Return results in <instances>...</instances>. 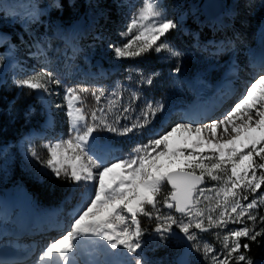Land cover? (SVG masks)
<instances>
[{
    "label": "snow or ice",
    "instance_id": "obj_1",
    "mask_svg": "<svg viewBox=\"0 0 264 264\" xmlns=\"http://www.w3.org/2000/svg\"><path fill=\"white\" fill-rule=\"evenodd\" d=\"M157 5L158 0H144L143 7L126 25L127 30L119 33L122 39L131 38L119 46L109 44L116 59L142 57L165 50L172 57L180 55L166 40L161 41V37L177 28V22L164 17ZM55 6L59 7V4ZM134 30L135 35H132ZM174 70L179 72L180 68ZM145 82L152 84V76ZM14 84L21 90L27 89L29 95L39 93L43 96L50 93L51 84L60 85L61 80L55 79L52 72L38 71L14 80ZM86 92L87 88L64 89L69 123L67 139L60 138L46 146V159H41L36 151L30 154L36 163L37 179L47 176L66 180L77 187L86 185L83 203L70 223V230L49 242L36 264H76L80 242L92 238H98L96 243L102 244L105 250L110 248L121 254H136L131 257L134 264H148L136 258L142 255L140 250L148 243L142 239L144 230L139 217L153 218V212L148 208L157 209L165 183L171 185L172 191L163 198V207L174 209L187 218L185 221L177 220L173 215H161L159 209L155 213L156 225L152 232L157 246L167 247V242L173 240L183 249L171 264H190L187 256L193 249L206 261L210 259L211 264H254L239 252L241 248L250 247L249 243L241 244L240 238L257 242L259 237H264V228L259 231L248 226L235 228L223 237L222 251L214 250L208 243L201 245L196 230L204 234L213 228H226L229 224L244 225L245 220L255 223L259 219L264 223V215L253 214V210L264 204V195L257 191L264 184V62L260 72L245 86L239 102L221 119L196 123L195 126L193 123H177L163 135L156 133L157 138L136 145L126 158L114 154L117 149L112 147L113 139L140 134L163 111V105L148 101L135 122L120 126L121 117L129 108H123L122 113L114 115L111 120L104 108L92 109L89 115L83 107L81 95ZM104 95L102 89L99 94L92 92L97 103ZM108 111L111 112L112 108L109 107ZM123 118L127 119L126 116ZM178 130L190 134L185 140L186 147L169 149V138ZM102 133L111 134V137L106 138ZM225 135L230 138L222 139ZM202 146L209 147L207 154L198 151ZM162 156L181 157L182 167L175 171L164 170L165 166L159 160ZM172 162L169 160V164ZM117 169L120 171L114 172ZM258 169L261 170L259 176ZM205 180L218 181L220 186L205 189L201 187ZM206 191L215 192V197L205 195ZM245 193L254 194L256 198L249 201ZM201 197L205 201L216 199L215 207L208 209L209 212L220 209L216 218L210 214L205 216V209L199 207ZM158 264H164V261Z\"/></svg>",
    "mask_w": 264,
    "mask_h": 264
},
{
    "label": "rangeland",
    "instance_id": "obj_2",
    "mask_svg": "<svg viewBox=\"0 0 264 264\" xmlns=\"http://www.w3.org/2000/svg\"><path fill=\"white\" fill-rule=\"evenodd\" d=\"M204 1L158 0L157 7L162 15L177 22V28L171 30L165 37H161V41L166 40L180 55L172 57L166 50L161 53L153 51L157 61L150 64L147 60L141 61L145 59V55L116 59L113 51L109 49L110 43L119 46L131 38L129 36L122 39L119 33L127 30L126 25L143 7L144 0H85L88 6L85 15H77L70 20L62 16L63 12L55 14L57 8L55 5L59 4L58 0H0L1 26L14 27L19 22L27 28L29 34L26 41L15 44L18 63L14 64L10 63L11 56L9 54L12 51V43L8 39H4L7 37L6 32L0 30V38L2 37L0 65H6L4 70L6 74L3 72L0 75V88L6 91L16 88L19 90L14 84V80L38 71L52 72L55 79L61 80L60 85L51 84L49 86V94L41 96L39 93H33L40 99V103L50 105L45 108L46 110L43 107L44 111L51 113L49 115L44 112L45 120L40 130L44 136L28 138L33 134V130L30 129L23 131L17 140L8 141L0 146V197L9 190L11 173L15 165L20 169L19 171L23 172L24 176H37V167L30 155L31 152L36 151L41 159H46V146L55 143L60 138L67 139L69 123L66 119V101L63 98L66 87L88 89V92L81 95L84 100L83 107L89 115L92 109L104 108L111 120L114 115H120L123 108H129V111L121 117L120 126L131 125L135 122L136 118L141 115V109L148 101H152L154 104L159 102L163 105V111L159 112L152 123L140 134H129L124 138L113 139L112 145L117 149L114 154L120 158L128 157L136 145H143L148 140L157 138L156 133L163 135L177 123H193L195 126L196 123H211L210 121L213 119H221L242 97L244 88L250 79L261 70V65L256 63L257 56L252 51L260 48L257 38L259 31L264 26V0H222L225 7L230 6V13H225L224 10L214 17L208 16L207 10L203 8ZM209 5V9L215 12L214 5ZM109 9L116 10V15H112ZM203 24L213 29L214 27L218 28L217 33L220 37L211 36L201 41L198 30ZM69 31L72 33V39L76 38L74 35L78 32L81 35L75 39V43H72L70 50H68L67 44L58 48L62 44L60 36L67 38ZM135 31L132 35H135ZM233 64H235L236 71L241 68L237 77V82L241 83L234 89L236 97L224 99L222 109L219 108L215 116L208 115L202 122L188 120V117L191 116L190 109L197 99L198 88L208 86L211 91L215 89V86L224 80L226 72ZM93 66L96 67L97 72L91 70ZM176 67L180 68L179 72L174 70ZM96 73L102 74L96 75ZM153 73L157 75L153 76ZM110 74L112 76L107 77ZM149 76L153 78L152 84L145 82ZM213 78L217 80L214 83L212 82ZM194 80H199L201 84H193ZM101 89L105 95L97 103L92 92L96 91L99 94ZM20 91L19 95L21 93L28 95L27 89H20ZM229 91L225 89L220 94L227 95ZM55 93H59V95ZM134 93L136 94L135 99H133ZM109 102H113V104L110 105ZM56 105L63 107L57 108ZM109 107L112 108L111 112L108 111ZM30 110L31 118L37 117L40 113V109L35 105L31 106ZM124 116L127 119H124ZM30 120L33 119H29L27 122ZM101 135L106 138L111 137V134L108 133ZM184 135L190 134L183 130L173 133L169 138V149L176 148L172 146L173 143ZM228 138L230 137L225 135L222 139ZM186 139H182V146L179 148L186 147ZM198 151L207 154L209 147L202 146ZM184 154L187 155V152ZM181 159V157L171 156L159 158L165 169L182 167ZM169 160L173 162L169 164ZM259 174L260 171L257 170V175L259 176ZM206 185L220 186L217 182ZM19 187H23L22 184L17 185L13 190L15 191ZM85 188V184H80L79 187L72 184L65 197L67 205H63L62 202L50 205V207L60 206L61 209H64L62 217L69 223L64 232L70 230V223L75 216L72 210L83 203ZM171 191L172 189L169 186L167 188L165 183L161 189V196H159L161 203L157 205L161 215H175L173 211L165 210L162 205V198ZM258 193L264 195V190L258 191ZM253 198H256L254 194L251 198L249 197V201ZM33 203L35 206H41L35 200ZM68 205L72 206L69 208ZM260 206L264 207V204ZM157 209L155 210L157 211ZM68 223H63V226ZM52 227L54 226L52 225L50 229ZM229 232L230 230L219 228L215 234L221 236L227 235ZM198 239L201 245L204 243L211 245L204 239ZM100 245L102 246V244ZM167 245L165 248L168 253L160 257L158 262L164 261V264H171L176 255L181 252L182 247H177L173 240H169ZM102 250L105 251L103 246ZM123 251L126 252V250ZM119 252L117 251V253ZM141 253V256L136 257L137 259L153 264L151 257L145 251H141ZM129 255L135 256L136 254ZM100 256H104V254ZM126 261V264H130V262L134 264L132 259ZM190 264H211V261L210 259L206 261L201 253H197L193 249Z\"/></svg>",
    "mask_w": 264,
    "mask_h": 264
},
{
    "label": "bare ground",
    "instance_id": "obj_3",
    "mask_svg": "<svg viewBox=\"0 0 264 264\" xmlns=\"http://www.w3.org/2000/svg\"><path fill=\"white\" fill-rule=\"evenodd\" d=\"M224 12L230 13V6L227 5ZM257 41L260 48L256 50L253 49L252 53L257 56L256 63L262 66V62H264V26L259 31ZM234 67L235 64L228 69L226 76L224 75V80L219 82L212 91L208 86H200L198 88L196 95L197 99L193 102L194 104L192 103L193 106L190 109L191 116L188 117V120L202 122L208 117V115L215 116V113L219 111V108L222 109L223 102L225 101L224 99L227 97L232 98L234 96L235 87L241 83L240 81L237 82V77L240 74L241 68H238L236 71V67ZM4 73L6 74V72ZM233 76L234 79L232 80ZM195 83L198 85L201 84L199 80H194L193 84ZM229 88H231L230 91ZM225 89H227L229 93L227 95H221L220 93ZM216 90L217 92H215ZM219 94L220 97H218ZM221 96H223V98H221ZM237 102H239V100ZM185 110L187 111V109ZM188 137L189 135L182 136L181 139L173 143L172 146L181 147L182 139ZM112 147L116 149L113 145ZM229 147H231V145ZM164 170L169 171L170 169L167 168ZM119 171V169L114 170V172ZM108 179L109 177L106 178V180ZM24 189L26 188L23 186L15 189V191H6V193H3V196L0 197V248H4L3 252L5 254L0 256V264H34L33 261L35 256L37 255L38 258V256L42 254L46 245L54 239H58L61 234L66 233L67 231L64 232V230L69 226L68 221L62 217L63 211L60 206L46 208H44V206H38V209H36L34 206L35 202H32L33 196L27 189V199L26 202H23L21 193L25 191ZM12 203H20L21 206H23L22 209H25V217L21 222L16 218H13L12 222L8 224L7 220L10 217H7L6 210ZM80 206L81 205L72 210L73 214H76ZM66 222L68 224L63 226V223ZM52 225L54 227L50 229ZM7 226L9 227L6 228ZM4 230H9L11 234H13V239L10 243L3 238L5 236L3 235ZM6 237L10 236L6 235ZM97 239L98 238H92L91 240L80 242L78 251L76 252V264H78V261L81 262L80 264H103L104 260L106 261V264H126L128 254H121L118 250L109 248L104 251V256H100V244L96 243ZM117 251L119 253H117ZM123 252L126 253L125 251ZM16 257H19L20 259H16Z\"/></svg>",
    "mask_w": 264,
    "mask_h": 264
},
{
    "label": "trees",
    "instance_id": "obj_4",
    "mask_svg": "<svg viewBox=\"0 0 264 264\" xmlns=\"http://www.w3.org/2000/svg\"><path fill=\"white\" fill-rule=\"evenodd\" d=\"M58 1L60 6L56 8L55 14L57 15L59 12H63L62 16L69 18V20L77 15H85L86 11L88 10L85 0ZM109 12L112 15H116L117 13L114 9H109ZM1 30L6 32L7 37L14 44L26 41V38L29 35L27 28L21 25L19 22L14 27L1 26ZM217 30L218 28L214 27L213 29L203 24L198 31L201 34L210 37L212 35H217ZM80 35L81 34L78 32L74 36L78 38ZM75 39H72V41ZM144 58L145 59L141 61L147 60L150 64H153L157 61L154 52L145 54ZM20 92V89L18 90L17 88L13 89L12 91H6L3 88H0V146L2 144L8 143V141L16 140L23 131L27 130L31 126H40L43 122L44 115L41 110L37 117H30L31 106L35 105L38 109H40L41 105L39 98L33 94L24 95L21 93V95H19ZM29 119L33 120L27 122ZM19 170L20 169L16 165L13 167L11 173V183L9 187L13 188L19 184H22V186L25 185L27 188L25 186L24 187L31 192L37 203L44 205L60 203L62 200H64L71 189L72 184L66 180L49 178L47 176L40 179H37V176L26 177L23 175V172ZM211 182L219 183L218 181L207 180V183ZM166 187L168 188L167 183ZM263 190L264 184H262L261 189H258V191ZM249 196H251V193H249ZM148 210L153 212L152 219H149L145 216L139 217L141 228L144 230V236L142 239L148 242L144 249L147 251L152 260L158 263L159 258L168 253V251L165 247L157 246V241L153 238L152 230L156 225V220L154 219L156 210L151 209L150 207ZM256 215L258 217L264 215V210L260 208ZM248 223L249 227L254 228L255 231H259L261 228H264V223H260L259 219L255 223L252 221H248ZM204 235L210 237L218 250L222 247L223 239L214 235L211 230L208 233H204ZM263 238L264 237H259L257 242H252L248 238H240L241 244L249 243L250 247L248 249L241 248L239 252L245 254L246 257L251 260L261 256V245ZM241 264H246V262H241Z\"/></svg>",
    "mask_w": 264,
    "mask_h": 264
},
{
    "label": "water",
    "instance_id": "obj_5",
    "mask_svg": "<svg viewBox=\"0 0 264 264\" xmlns=\"http://www.w3.org/2000/svg\"><path fill=\"white\" fill-rule=\"evenodd\" d=\"M222 2H223L222 0H205L203 3V8L207 10L209 17H214V16L219 15L222 11H224L226 9V7L224 6V4ZM209 4L214 5V7L216 8L215 12H212L209 9V6H210ZM0 30H1V23H0ZM5 68H6V65H0V75L4 72ZM177 169L178 168H175V169H171L169 171H175ZM197 174H199V173L197 172ZM205 182H206V180H205ZM168 185H169V187H171L170 184H168ZM174 230L178 231V229H176V228H174ZM187 260L190 261V255L187 256ZM253 262H254V264H263V259L261 257H257L253 260Z\"/></svg>",
    "mask_w": 264,
    "mask_h": 264
},
{
    "label": "built area",
    "instance_id": "obj_6",
    "mask_svg": "<svg viewBox=\"0 0 264 264\" xmlns=\"http://www.w3.org/2000/svg\"><path fill=\"white\" fill-rule=\"evenodd\" d=\"M205 189H207V187H204ZM205 195H207V196H209V197H215V192H205ZM201 199V203H200V205H199V207L200 208H203V209H205V216H207V215H212L214 218H216L218 215H219V211H220V209H216V211H212V212H209L208 211V209H210V208H213V207H215V204H216V199H211L210 201H205L204 199H203V197H201L200 198ZM181 219H183V220H185L186 221V217H182L181 216V218L179 219V220H181ZM205 223H207V221L205 220ZM241 227V226H240ZM235 228H238V227H235ZM234 228V229H235ZM197 231V234H199V231L198 230H196ZM263 252H264V243H263Z\"/></svg>",
    "mask_w": 264,
    "mask_h": 264
}]
</instances>
